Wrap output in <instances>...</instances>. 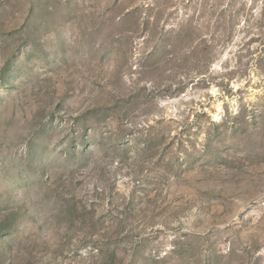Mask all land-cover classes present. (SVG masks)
I'll list each match as a JSON object with an SVG mask.
<instances>
[{"label": "rangeland", "instance_id": "374dc122", "mask_svg": "<svg viewBox=\"0 0 264 264\" xmlns=\"http://www.w3.org/2000/svg\"><path fill=\"white\" fill-rule=\"evenodd\" d=\"M0 264H264V0H0Z\"/></svg>", "mask_w": 264, "mask_h": 264}]
</instances>
